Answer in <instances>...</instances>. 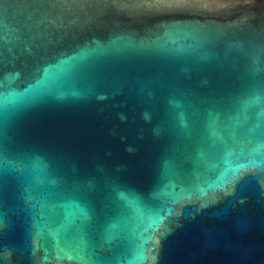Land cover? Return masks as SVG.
Returning <instances> with one entry per match:
<instances>
[{
    "label": "water",
    "instance_id": "95a60500",
    "mask_svg": "<svg viewBox=\"0 0 264 264\" xmlns=\"http://www.w3.org/2000/svg\"><path fill=\"white\" fill-rule=\"evenodd\" d=\"M0 264H264V0H0Z\"/></svg>",
    "mask_w": 264,
    "mask_h": 264
}]
</instances>
